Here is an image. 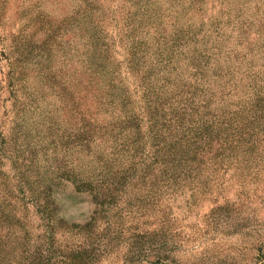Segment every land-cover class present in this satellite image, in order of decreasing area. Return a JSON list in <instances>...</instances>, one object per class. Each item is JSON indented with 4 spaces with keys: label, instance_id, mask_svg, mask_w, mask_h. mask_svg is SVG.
<instances>
[{
    "label": "rangeland",
    "instance_id": "rangeland-1",
    "mask_svg": "<svg viewBox=\"0 0 264 264\" xmlns=\"http://www.w3.org/2000/svg\"><path fill=\"white\" fill-rule=\"evenodd\" d=\"M0 264H264V0H0Z\"/></svg>",
    "mask_w": 264,
    "mask_h": 264
},
{
    "label": "trees",
    "instance_id": "trees-1",
    "mask_svg": "<svg viewBox=\"0 0 264 264\" xmlns=\"http://www.w3.org/2000/svg\"><path fill=\"white\" fill-rule=\"evenodd\" d=\"M144 98V97H143ZM143 98H142V100H143Z\"/></svg>",
    "mask_w": 264,
    "mask_h": 264
}]
</instances>
